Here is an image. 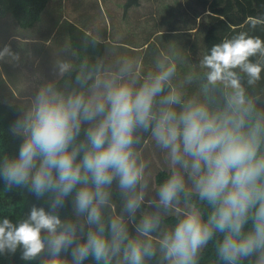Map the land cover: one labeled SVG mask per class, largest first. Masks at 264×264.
<instances>
[{"label":"clouds","instance_id":"9594fccd","mask_svg":"<svg viewBox=\"0 0 264 264\" xmlns=\"http://www.w3.org/2000/svg\"><path fill=\"white\" fill-rule=\"evenodd\" d=\"M246 23L255 29L264 18ZM5 56L18 59L8 47L0 51V59ZM254 57H264V39L247 32L214 44L200 60L203 99L174 84V60H159L142 76L131 61L105 71L85 60L63 87L51 60L45 84L12 126L23 137L18 155L0 161L9 189L47 194L50 208L33 206L16 224L4 218L0 253L22 247V258L34 260L47 250L42 264H83L89 257L97 264H145L159 253L161 264H199L215 240L224 264L253 257V264H264V107L240 75L250 86L261 80L264 64ZM72 69L67 61L57 65L61 77ZM217 85L222 106H213L208 95ZM144 133L168 163L167 178L154 187L156 198L147 200L152 187L140 150ZM73 194L75 215L62 220L57 211ZM201 204L210 208L206 217ZM169 215L174 225L164 223ZM69 249L70 261L61 257Z\"/></svg>","mask_w":264,"mask_h":264},{"label":"trees","instance_id":"16d2710c","mask_svg":"<svg viewBox=\"0 0 264 264\" xmlns=\"http://www.w3.org/2000/svg\"><path fill=\"white\" fill-rule=\"evenodd\" d=\"M52 1L0 0L2 24L5 21L8 27L11 28L10 32L3 34L4 36L1 37L0 51L3 50L5 43L8 41L5 47H8L18 57V59H13L5 56L4 59H0V161L3 160L4 156H17L23 141V137L14 135L11 129L13 124L24 115L25 111L22 102L13 100V95L6 90V86L9 83L14 85L20 83L23 79V71L28 66L32 68L34 74L44 71L48 73L52 52L45 49L46 40L50 37L53 39H65L69 33L70 43L73 46L71 50L76 51L81 63L85 60L89 64L94 62L93 56L90 60L89 54H93L88 42L95 40V38L91 33L88 34L84 25L80 26L87 22L76 19L75 13L71 11V8L75 6L71 5L70 0ZM146 7L147 12H143L144 19L149 25L152 23L155 32H151L144 38L142 45L148 43L144 62L156 63L165 59H173L179 62L180 65L177 66L174 84L182 88L186 94L198 95L201 99L204 96L201 89L205 83L203 77V71L205 70L201 69L200 60L205 53L210 51L214 44L241 31L247 32L249 35L252 33L253 36H259L264 39V25H257L255 29H252L246 23L250 17L264 18V0H148L144 8ZM43 11L45 14L42 17ZM66 14L73 21L66 18L63 19ZM14 23L17 24L18 28L14 26ZM0 28V30L5 29L1 25ZM20 29L25 32H19ZM164 36H168L167 39L175 42L177 47L180 48L176 54L171 51H161V48L172 50L173 47L167 49V46H163L162 43L158 47L154 37L161 42V38ZM164 42H167L166 39ZM27 56H31V59H27ZM252 59L255 62L264 64V57H254ZM10 66L11 68L18 66L14 74H10ZM153 68H143L141 75ZM75 75V70H71V76H58L55 77V81L63 87L65 81L71 80L74 82ZM240 75L242 83H244L251 97L264 89L256 85H248L247 77L243 73ZM189 76L192 77L190 82L187 79ZM44 79L38 82L37 86L32 85V88L34 87L32 93L26 91L25 96L29 98L32 96L33 98L40 87L39 83L40 85L45 84ZM209 89L208 95L213 106H222V87L220 85L215 88L209 86ZM83 134L82 128L80 138H83ZM143 135L146 138V143L144 142L143 147L140 146V148L145 159L149 162L148 173L152 187L146 197L147 200L156 198L154 187L167 178L168 163L164 152L158 147V156L155 157L154 161L147 157V152L150 150L152 142L147 139L149 133H144ZM73 196L74 194L67 197L64 207L57 211L62 220L72 219L75 215ZM113 202L116 204L117 212H119L122 202L115 184L113 185ZM33 206L43 207L46 211L49 210L50 201L47 194L44 197L37 198L27 187L12 186L9 189L4 180L0 178V222L7 218L16 224L27 219ZM200 207L206 217L210 208L206 204H201ZM181 210H183V205L179 207L178 212ZM165 222L174 225L177 220L174 215H169ZM250 227L251 221L245 225V231ZM45 235L46 233L42 231V236ZM81 239H86V235L81 237ZM22 251V247H18L15 253H0V264H42V261L49 256V253L45 250L37 259L25 260L22 258ZM61 257L70 261L72 259L71 249L67 252H62ZM83 264H97V262L92 257H89ZM145 264H161L160 254L157 253L156 256L147 259ZM199 264H224L216 255L215 240L210 241L203 250ZM241 264H253V261L244 260Z\"/></svg>","mask_w":264,"mask_h":264},{"label":"crops","instance_id":"0c3cea01","mask_svg":"<svg viewBox=\"0 0 264 264\" xmlns=\"http://www.w3.org/2000/svg\"><path fill=\"white\" fill-rule=\"evenodd\" d=\"M60 1L62 0H53L52 2ZM147 1L148 0H70L71 5L75 6L71 8V11L75 13L76 19L87 22L80 26L84 25L87 28L88 34L91 33L95 38V40H90V42H88L93 54H89L90 60L92 56L94 57L93 64L99 62L102 64L103 70L116 71L125 61H131L134 64V72H138L140 76H142L141 72L143 68L155 66L154 62H144V57L148 50V43L142 45L144 38L151 32H155L152 23L151 25L146 23L143 16V12H147V7L144 8ZM74 2L76 3L75 5ZM44 14L45 12L43 11L42 17ZM64 18L73 21L67 14L64 15L63 19ZM34 35L39 36L36 34ZM64 35L67 36L66 33H64ZM251 35L253 36L252 33ZM164 37L161 38V42L158 38L154 37L158 47L161 43L163 46H167V49L173 47L172 50L161 48V51H171L173 54H176L180 48L177 47L175 42L168 40V36ZM165 39L167 42H164ZM72 48L73 46L70 43L69 33L65 39H53L50 37L46 40L45 49L52 52L50 57L53 60L52 73L55 77L59 76L57 65L60 61L70 62L73 66L72 70L79 68L81 61L76 55V51L71 50ZM175 62L177 66L180 65L179 62ZM90 64H92V62H90ZM27 69L32 72L30 66H28ZM22 77L23 79L20 81L21 84L19 83V86H15V88H20L19 91L21 96H23V98H20V101L22 103L27 102L28 106L32 100V96L29 98L25 95L26 91L32 93V76L23 74ZM262 83L264 84V71H262L261 80L257 82L256 86L264 88ZM253 98L256 100L258 107H264V89L254 95ZM18 99L19 96L17 94L16 100ZM86 127L87 125L85 124L83 128ZM143 144L141 147H143ZM140 150L142 151L141 148ZM157 156L158 148L152 142V146L147 152V157L154 161ZM145 206L147 207V204H145ZM129 230L131 234H134V225H129Z\"/></svg>","mask_w":264,"mask_h":264},{"label":"rangeland","instance_id":"374dc122","mask_svg":"<svg viewBox=\"0 0 264 264\" xmlns=\"http://www.w3.org/2000/svg\"><path fill=\"white\" fill-rule=\"evenodd\" d=\"M0 25L3 27V28H5L4 30H0V40H1V37H3L4 35L3 34H6V33H8V32H10V29L11 28H9L8 27V25L5 23V21H4V23L2 24V19L0 18ZM13 26V25H12ZM14 26L16 27V28H18V26H17V24L16 23H14ZM1 29V28H0ZM19 32H25L24 30H22V29H20L19 30ZM8 42V41H7ZM6 42V43H7ZM6 43H5V45H6ZM5 45H4V48H5ZM3 48V49H4ZM3 51V50H2ZM27 59H31V56H27ZM10 68V74H14L15 72H16V68H18V66H16V67H14V68H11V66L9 67ZM46 70V69H45ZM17 73H18V70H17ZM23 74H29V75H31L32 76V85L33 86H37L38 85V82H40L43 78H45V76L47 75V71H44V72H42V73H37V74H34L33 73V71L32 72H30V71H28V69L26 68L24 71H23ZM15 86H19V83L17 84V85H14V84H11V83H9L7 86H6V90L7 91H9V92H11L12 93V98H13V100H16V98H17V94H18V96H19V99H18V101H20V98H23V97H21V93H20V91H19V89L20 88H15ZM39 86H42V85H39ZM32 89H34V87L32 88ZM14 93H13V92ZM27 100V99H26ZM28 100H30V99H28ZM25 101V100H24ZM22 106H23V109L24 110H26V107H27V102H24V103H22ZM144 207V206H143ZM179 209V208H178ZM178 209H177V212H178ZM139 212L137 213V217H139ZM165 224H168V225H173V224H171V223H167V222H164ZM133 234V233H132ZM135 234V233H134ZM133 234V235H134ZM250 261H254V257L253 258H250L249 259Z\"/></svg>","mask_w":264,"mask_h":264}]
</instances>
